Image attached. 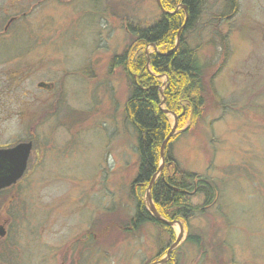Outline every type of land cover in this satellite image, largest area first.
<instances>
[{"label": "rangeland", "instance_id": "1", "mask_svg": "<svg viewBox=\"0 0 264 264\" xmlns=\"http://www.w3.org/2000/svg\"><path fill=\"white\" fill-rule=\"evenodd\" d=\"M210 6L211 0H205L189 42L202 45L199 57L209 66L214 90L209 89L203 117L195 125L189 121L184 128L189 131L171 149L182 170L217 183L220 199L191 220L203 248L185 241L182 222L183 232L179 223L172 225L175 239L181 235L173 248H181L175 264H264V60L259 57L264 46L254 41L258 60L243 61L239 52L249 44L236 35L237 53L224 63L216 33L227 25L217 23L221 15ZM160 10L157 0H50L20 24L17 36L0 43V58L20 55L0 62L4 82L21 64L31 70L22 86H36L47 79L44 71L50 65V79L57 86L64 79L67 93L62 91L58 105L69 107L64 110L71 118L64 123L54 113L49 120L44 116L40 133L54 135L55 142L38 159L41 168L30 169L17 186L0 192V224L7 231L0 237V264H151L157 255L159 226L146 223L125 234L110 222L134 215L130 188L138 169L137 135L124 113L128 79L112 59L127 46L128 26L144 25ZM160 82L167 85V77ZM39 95L46 100L47 93ZM55 107L50 104V112ZM168 117L174 127V115ZM4 138L0 132V141ZM148 189L144 198L151 211ZM100 225L104 229L85 238L86 231Z\"/></svg>", "mask_w": 264, "mask_h": 264}, {"label": "trees", "instance_id": "2", "mask_svg": "<svg viewBox=\"0 0 264 264\" xmlns=\"http://www.w3.org/2000/svg\"><path fill=\"white\" fill-rule=\"evenodd\" d=\"M160 1L166 12L160 10L157 18L144 25L130 24L127 46L112 59L128 79L130 92L124 113L136 131L138 169L130 188L134 215L127 220H111L110 224L120 225L119 231L125 234L139 230L146 223L159 226L162 235L158 253L149 263L161 258L176 241L172 226L156 220L146 206L145 192L156 174L159 176L150 188L156 210L168 221L182 222L187 229L185 241L199 249L203 248V237L192 231L191 220L220 199L217 183L197 172L182 170L171 149L172 142L189 131L184 129L188 122L195 125L203 117L209 89L214 90V78H208L209 66L199 57L202 45L192 46L189 42L190 33L204 11L205 0ZM163 76L168 79L165 86L160 82ZM164 110L177 116L176 129L181 133L166 142L162 156V146L173 128ZM161 159L164 167L160 172ZM197 197L204 202L194 203ZM96 229L104 228L100 225L86 231L85 238H91ZM180 249H174L170 259L162 264H175Z\"/></svg>", "mask_w": 264, "mask_h": 264}, {"label": "flooded vegetation", "instance_id": "3", "mask_svg": "<svg viewBox=\"0 0 264 264\" xmlns=\"http://www.w3.org/2000/svg\"><path fill=\"white\" fill-rule=\"evenodd\" d=\"M49 1L50 0H0V43H5L17 36L18 31L23 28L22 22L26 21V19L35 13L36 9L44 6V4ZM210 8L213 13L221 15L219 17V24L224 23L227 25L226 31L223 33H216L221 36L219 39L223 48V55L225 56L223 62L237 53L236 42L234 40L236 35H239L242 40L244 37V40L249 44V48L245 53L244 51H242V54L239 52L240 58L243 59V61L251 59L258 60V54H255L254 41L256 42V40H259L262 46H264V0H211ZM252 13L256 14L255 18L249 17V14ZM35 41L38 44H42L41 41H44L43 45H49L51 43L49 39H35ZM240 43L242 42L240 41ZM15 54L16 55L11 54L12 56L7 55L11 58H18L20 56L18 53ZM7 55L0 58V62L7 60ZM259 57L262 61L264 60V54L259 55ZM20 66L21 67L12 70L14 73L11 74L12 76H9L10 78L7 82H4L3 76L1 75L2 72L0 71V132L5 135L4 140L2 142L0 141V149L8 150L20 144L29 143L30 153L24 175L12 186L0 190L1 194L6 193L7 189L17 186L21 182L20 180L30 172V169L39 168L38 159L43 157L45 148L49 146L50 142H55L54 135L50 137L40 133L39 124L43 122L44 118L51 117L54 113L55 117L59 118V122L65 123L68 121L71 123L69 107L64 105V107L61 108L58 105V102L62 98V91L63 93H67L64 89V79L61 81L63 85L60 84L57 86L56 82L50 79V70H52V67L48 65L46 71H44L46 72V80H40L37 82L36 86L23 87V78H25L27 73H30L31 70L23 68L21 64ZM257 68L259 67L257 66ZM55 90L58 91L55 92ZM43 93H47V96L46 100L41 101L43 98L39 94ZM51 93L55 95L49 97L48 95ZM11 94H14V96ZM55 96L57 98L54 100ZM39 102L40 104H38ZM42 102L44 106L41 107ZM50 104L56 106L54 111L50 112ZM64 109H69V111ZM57 110L60 111L57 112ZM49 113L51 115H49ZM79 118L78 125L81 127L80 122L84 118V112H80ZM70 141L71 140L67 139L66 144ZM60 143L62 144V141H60ZM52 154H55V152H52ZM3 164L5 170L11 168L10 161L5 160ZM160 260H162V257L153 263Z\"/></svg>", "mask_w": 264, "mask_h": 264}, {"label": "water", "instance_id": "4", "mask_svg": "<svg viewBox=\"0 0 264 264\" xmlns=\"http://www.w3.org/2000/svg\"><path fill=\"white\" fill-rule=\"evenodd\" d=\"M157 4L159 6V8L161 9V11L166 12L164 10V8L162 7L161 1L157 0ZM179 42V41H178ZM178 44V43H177ZM166 113H170L167 110H164ZM174 115V114H173ZM175 117V125L172 128V131L170 132L169 136L167 137V139L164 142V145L162 146V156H163V150L165 147L166 142L171 138V136L174 134L175 130H176V126H177V116L174 115ZM30 153V144H20L18 146H16L15 148L12 149H8V150H3L0 149V190L10 187L13 184H15L23 175L24 172L26 170V166H27V160H28V156ZM10 161L11 162V168L9 170H5L4 168V161ZM161 168L159 169V171H161ZM158 175H155L149 185V189L147 192V198H148V203H150V209L151 212L154 216V218L158 221H163L169 225H173L175 223H179L181 225V232H183V227L180 221H168L165 218H163L159 212L156 210L153 200H152V196L150 193V188L152 186V184L155 182V180L157 179ZM6 228L4 225L0 224V237H5L6 235ZM182 234V233H181ZM181 240V235L177 238L175 244H173L171 246V248L168 250L167 252V258H163L162 260L156 262V263H152V264H158V263H163L166 260H168L170 258V255L173 251L174 246L179 243V241Z\"/></svg>", "mask_w": 264, "mask_h": 264}]
</instances>
